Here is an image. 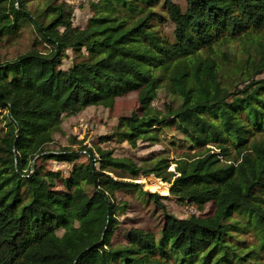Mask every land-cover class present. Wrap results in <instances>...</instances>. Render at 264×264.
<instances>
[{"label":"trees","instance_id":"obj_1","mask_svg":"<svg viewBox=\"0 0 264 264\" xmlns=\"http://www.w3.org/2000/svg\"><path fill=\"white\" fill-rule=\"evenodd\" d=\"M88 3L80 28L68 0H0V40L28 28L48 46L0 63V264H264V78L255 79L264 73V0ZM160 91L170 98L163 112L152 106ZM131 93L139 111L99 144L158 143L175 121L183 138L169 144L182 154L172 162L151 155L138 166L111 150L72 148L74 138L48 148L65 117ZM149 176L181 204L212 205V215L163 211L152 244L128 234L110 245L129 206L119 193L156 206L167 199L135 183ZM246 234L253 244L240 240Z\"/></svg>","mask_w":264,"mask_h":264},{"label":"rangeland","instance_id":"obj_2","mask_svg":"<svg viewBox=\"0 0 264 264\" xmlns=\"http://www.w3.org/2000/svg\"><path fill=\"white\" fill-rule=\"evenodd\" d=\"M80 2L78 4H72L74 9L72 23L74 26L84 28L88 19L91 17L89 2ZM176 4H182V0H172ZM60 3V1H59ZM68 4H70L68 2ZM170 28H167L169 31ZM262 36V35H261ZM264 44V37L260 39ZM237 50L238 58L243 56L241 47L238 43L232 44ZM46 45H43L39 40L33 38L30 29H23L21 35L18 38L6 41L0 40V63L13 61L18 57L28 54L31 51L46 52ZM67 58L63 61V68H68L72 62V53L66 52ZM264 78V73L256 75L255 79L259 80ZM238 89H243L245 83L238 85ZM138 94L131 93L127 96L114 100L112 107H92L80 114L73 117H65L62 122L61 131L54 135V142L48 146V148L54 153L59 152L63 148L70 146L71 140L74 138L76 145L72 148H78L79 143L83 144L87 148L100 147L104 150H111L113 157L118 159L128 158L133 160L138 166H142V162L145 158L155 155L159 157H166L171 162L176 159L182 150L173 147L169 144L170 141H175L176 137H182L183 126L173 121L168 126L163 128L164 135L160 136L158 143L141 142L137 143V147L133 148L127 143L114 144L105 143L99 144V139L102 136L110 135L114 131L117 120L120 117L130 116L132 112L139 111ZM170 101V98H166L163 91L158 94L157 100L152 106L163 112V106ZM191 152V154H193ZM36 160H39L37 157ZM45 168L52 170L68 169L65 164L49 162L44 164ZM98 167V165H96ZM174 171V165H171L167 172ZM114 178V175L111 174ZM143 186V190L146 192L157 193L161 197H167L160 200V206H156L152 203L143 204L139 199L134 196L125 195L119 193L117 195L119 201L127 202L128 208L124 215L119 218L118 230L111 240L110 245H125L127 242L128 234H136L140 236L146 243L152 244L157 237L163 224V211L174 215L178 219H186L190 216H196L200 218H206L212 215L214 208L208 204L203 212L198 211L193 206H186L181 204L175 198L169 197L168 183L163 182L162 179H156L154 176L140 177L135 181ZM56 190H61V187L56 185ZM242 241L253 244V237L249 234L241 237Z\"/></svg>","mask_w":264,"mask_h":264},{"label":"built area","instance_id":"obj_3","mask_svg":"<svg viewBox=\"0 0 264 264\" xmlns=\"http://www.w3.org/2000/svg\"><path fill=\"white\" fill-rule=\"evenodd\" d=\"M88 0H68V2L72 5V4H78L80 2H86ZM96 158H97V155H96ZM97 165V163L95 164Z\"/></svg>","mask_w":264,"mask_h":264}]
</instances>
